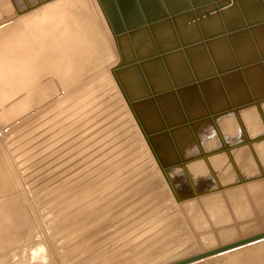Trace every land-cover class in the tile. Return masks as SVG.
Listing matches in <instances>:
<instances>
[{
    "label": "rangeland",
    "instance_id": "1",
    "mask_svg": "<svg viewBox=\"0 0 264 264\" xmlns=\"http://www.w3.org/2000/svg\"><path fill=\"white\" fill-rule=\"evenodd\" d=\"M0 3V264H168L264 231V143L161 168L99 0ZM253 246L192 264H264Z\"/></svg>",
    "mask_w": 264,
    "mask_h": 264
},
{
    "label": "water",
    "instance_id": "2",
    "mask_svg": "<svg viewBox=\"0 0 264 264\" xmlns=\"http://www.w3.org/2000/svg\"><path fill=\"white\" fill-rule=\"evenodd\" d=\"M99 2L120 55L115 77L161 168L204 155L234 157L264 143V0ZM174 145L181 159L169 161ZM232 165L240 170L236 159ZM261 175L241 174L234 183ZM262 237L264 231L168 264H192Z\"/></svg>",
    "mask_w": 264,
    "mask_h": 264
},
{
    "label": "bare ground",
    "instance_id": "3",
    "mask_svg": "<svg viewBox=\"0 0 264 264\" xmlns=\"http://www.w3.org/2000/svg\"><path fill=\"white\" fill-rule=\"evenodd\" d=\"M1 4V3H0ZM41 17H43V16H41ZM25 19V18H24ZM42 19V18H41ZM35 20V19H34ZM37 23V22H36ZM27 24V23H26ZM39 25V24H38ZM48 25V24H47ZM25 27V26H24ZM39 27V26H38ZM44 27V26H43ZM49 27V26H48ZM26 28V27H25ZM41 28V27H40ZM31 29V28H30ZM25 30V29H24ZM27 30V29H26ZM25 30V31H26ZM41 30V29H40ZM35 32H36V30H34ZM12 32V31H11ZM49 33V32H48ZM31 34V33H30ZM44 34V33H43ZM46 34V33H45ZM9 35V34H8ZM28 36V35H27ZM28 38V37H27ZM35 38V37H34ZM24 40V39H23ZM36 40V39H35ZM35 42V41H34ZM37 42V41H36ZM40 43V42H39ZM0 48H2V47H0ZM43 48V47H42ZM7 53H8V51H7ZM34 54V53H33ZM8 55V54H7ZM35 55V54H34ZM4 56H5V54H4ZM13 56V55H12ZM0 57H1V54H0ZM3 57V56H2ZM20 59V58H19ZM23 59V58H22ZM22 59H21V61H22ZM28 59V58H27ZM0 60H2V59H0ZM6 60V59H5ZM10 61V60H9ZM12 62V60L10 61V63ZM61 62V61H60ZM9 63V62H8ZM9 63V64H10ZM17 63V62H16ZM7 64V63H6ZM12 64V63H11ZM4 65V64H3ZM14 65H15V63H14ZM32 65V64H31ZM5 66V65H4ZM10 66H12V65H10ZM29 66V65H28ZM9 67V66H8ZM8 67H6L7 69H8ZM14 67H17V66H14ZM13 66H12V70H13V68H14ZM72 67V66H71ZM4 68V67H3ZM10 68V67H9ZM18 68V67H17ZM1 69H2V67H1ZM10 70H11V68H10ZM11 70V71H12ZM18 70H19V68H18ZM1 71V70H0ZM3 71V70H2ZM5 71H7V70H5ZM10 71V72H11ZM20 74V73H19ZM62 74V73H61ZM2 75V74H1ZM26 77V76H25ZM18 78V77H17ZM2 79V78H1ZM0 79V80H1ZM31 86V85H30ZM13 87V86H12ZM3 92H5V91H3ZM2 92V93H3ZM0 94H1V92H0ZM1 96H3V94L1 95ZM0 99L1 100H3L1 97H0ZM19 103V102H18ZM1 104H2V102H1ZM1 107V106H0ZM198 185V184H197ZM203 199V198H202ZM201 199V200H202ZM203 202H204V200H203ZM221 202V201H220ZM200 206V205H199ZM204 206V205H203ZM207 207V206H206ZM216 212V211H215ZM16 221V220H15ZM245 221V220H244ZM243 223V222H242ZM253 222L252 221H248L247 222V224L249 225V226H252V225H254V224H252ZM16 224V223H15ZM213 225V224H212ZM19 228V227H18ZM248 229H251L250 227L248 228ZM13 230H14V228H13ZM14 231H16V230H14ZM228 233V232H227ZM228 235H229V233H228ZM255 235V234H254ZM227 239V238H226ZM225 239V240H226ZM21 243V242H20ZM255 244V241H253V243H251L250 245H246V246H242L241 248H239V249H244V250H246L247 249V247L248 246H250L252 249H254V245ZM21 245V244H20ZM232 255H234V257H236L235 256V254H232ZM247 256H250L251 258H252V261L254 260V258L258 261V260H260V259H262V257H264V255H262V254H258V253H256V251H255V253H253V255H250V253H247L246 254ZM231 262H234V259L233 260H230ZM31 263H33V264H41L42 262H40V261H31ZM253 263V262H252Z\"/></svg>",
    "mask_w": 264,
    "mask_h": 264
}]
</instances>
